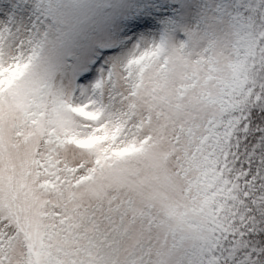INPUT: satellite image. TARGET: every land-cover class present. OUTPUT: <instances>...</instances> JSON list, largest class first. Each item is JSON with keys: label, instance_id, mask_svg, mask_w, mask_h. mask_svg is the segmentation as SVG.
<instances>
[{"label": "snow or ice", "instance_id": "6c2138e0", "mask_svg": "<svg viewBox=\"0 0 264 264\" xmlns=\"http://www.w3.org/2000/svg\"><path fill=\"white\" fill-rule=\"evenodd\" d=\"M0 264H264V0H0Z\"/></svg>", "mask_w": 264, "mask_h": 264}]
</instances>
